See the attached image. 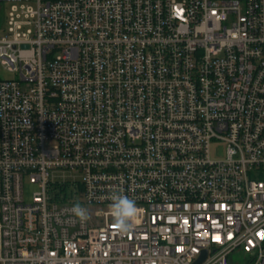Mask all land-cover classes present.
<instances>
[{
	"label": "built area",
	"instance_id": "1",
	"mask_svg": "<svg viewBox=\"0 0 264 264\" xmlns=\"http://www.w3.org/2000/svg\"><path fill=\"white\" fill-rule=\"evenodd\" d=\"M2 70L0 264H264V0H0Z\"/></svg>",
	"mask_w": 264,
	"mask_h": 264
},
{
	"label": "clouds",
	"instance_id": "2",
	"mask_svg": "<svg viewBox=\"0 0 264 264\" xmlns=\"http://www.w3.org/2000/svg\"><path fill=\"white\" fill-rule=\"evenodd\" d=\"M111 201L110 209L113 222L118 231L121 233H127L136 223L140 209H138L132 199L121 193H113ZM71 212L81 224H84L89 220L88 210L82 207L79 203L72 207Z\"/></svg>",
	"mask_w": 264,
	"mask_h": 264
},
{
	"label": "rangeland",
	"instance_id": "3",
	"mask_svg": "<svg viewBox=\"0 0 264 264\" xmlns=\"http://www.w3.org/2000/svg\"><path fill=\"white\" fill-rule=\"evenodd\" d=\"M10 72L8 71H0V76L1 77H9L10 76ZM36 188V186L30 184V183H26L25 184V197L26 199L30 198V195L32 193V191ZM231 258V264H245V254L241 251H234L231 253L230 255Z\"/></svg>",
	"mask_w": 264,
	"mask_h": 264
},
{
	"label": "water",
	"instance_id": "4",
	"mask_svg": "<svg viewBox=\"0 0 264 264\" xmlns=\"http://www.w3.org/2000/svg\"><path fill=\"white\" fill-rule=\"evenodd\" d=\"M205 257H206V251H204V252L202 253V255L200 256V258H199L194 264H198V263L201 262Z\"/></svg>",
	"mask_w": 264,
	"mask_h": 264
}]
</instances>
